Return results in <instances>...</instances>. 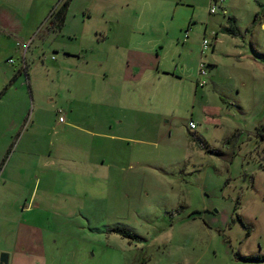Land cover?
I'll list each match as a JSON object with an SVG mask.
<instances>
[{
  "label": "rangeland",
  "instance_id": "374dc122",
  "mask_svg": "<svg viewBox=\"0 0 264 264\" xmlns=\"http://www.w3.org/2000/svg\"><path fill=\"white\" fill-rule=\"evenodd\" d=\"M89 1L93 18L81 42L90 48V73L70 76L76 61H65L58 44L76 49L79 41L61 35L57 47H42L37 36L25 54L30 78L16 83L28 100L26 128L38 114L49 123L68 118L74 95L72 120L88 132L73 131L84 149L74 145L66 165L72 189L57 197L49 264H264V30L254 21L257 0L235 2L243 26L235 40L221 31L228 15L210 14L211 0ZM84 3L76 0L71 15ZM204 39L209 50H202ZM129 48L153 57L146 83L119 76L104 83L95 62L110 51L123 59ZM47 99L62 113L47 110ZM108 121L112 130L104 128ZM23 128L7 139L0 131V148L16 143Z\"/></svg>",
  "mask_w": 264,
  "mask_h": 264
},
{
  "label": "crops",
  "instance_id": "0c3cea01",
  "mask_svg": "<svg viewBox=\"0 0 264 264\" xmlns=\"http://www.w3.org/2000/svg\"><path fill=\"white\" fill-rule=\"evenodd\" d=\"M87 1L90 2L83 0L84 5L80 9L77 8L78 10L74 9L76 12L74 11L72 16L71 12L76 0H71L64 24L58 30L51 22L52 14L63 0H0V93L8 85L0 96V131L7 139L8 133H12V130L15 131L22 125L25 128L17 130L16 143H4L0 148V264L2 254L8 255L7 264H49L50 245L53 243L51 228L52 220L55 218L53 212H56L58 205L57 197L68 195L72 189L71 183H67L65 174L71 173L73 169L70 167L67 170L66 165H70L74 145L80 152L83 151L80 141V144L72 141L73 131L77 130L76 133L82 136L81 133L86 136L88 132L83 127L75 125L72 120L71 115L74 110L71 105L74 102V95L67 110L69 117L64 118L62 123L60 120H54L53 123L46 122L42 114H38L36 118L32 117L26 128L28 100L18 95L17 84L24 76L26 81L30 78L25 54L35 43L37 36L39 40L36 45L42 47L50 44L57 47V39L61 35L63 37L68 35L65 37L79 41L80 43H75L78 46L76 49H68L67 46L70 44L67 41L58 44L65 49L67 58L65 61H76V67L70 71V76L74 70H77L80 76L90 73L86 69L90 68L92 62L84 54V51L90 48L89 45H84L85 42H81L85 37L87 22L93 18L91 10H88V14L86 12L91 4ZM143 1L153 4V1L158 3L162 0ZM236 1L211 0L210 8L215 3L218 10L210 14L223 12L224 15H228L227 20L233 18L239 28L238 35L242 36L243 26L240 24L242 16H238L239 12L234 14V10L238 7ZM257 4L259 7H256L254 21L257 27L260 26L261 30H264V0H257ZM260 12L262 16L258 17ZM106 14L103 12L101 15L104 18ZM249 21L248 19L244 26L247 31L250 28ZM238 24L242 26L241 29ZM226 26L222 27V32ZM205 28L208 29V26L205 25ZM213 31L217 32V30ZM231 36L235 40L237 35ZM216 41L211 46L212 56L217 47L218 41ZM210 45L206 50L210 49ZM115 48L119 51L118 45H114L112 49ZM202 50L205 51L203 45ZM147 51L142 49L131 51L129 48L123 59L119 54L115 55V51H110L106 58L95 62L99 67L104 68L100 78L104 83L115 81L118 76L124 82H130L134 78L137 82L146 83L147 77L152 74V68L155 69L153 57L148 55ZM155 62L157 65V61ZM215 64L216 62L212 60L209 62L210 67ZM28 85L31 87L30 83ZM33 95L32 92V99ZM47 100L49 101L47 110L51 109L56 114L62 113L52 108V99ZM37 107L42 110L41 104H37ZM114 125L108 121L104 128L108 127L112 130ZM96 133L102 137H116L114 133ZM5 157H7L6 161H4ZM11 211L15 214H11Z\"/></svg>",
  "mask_w": 264,
  "mask_h": 264
},
{
  "label": "trees",
  "instance_id": "16d2710c",
  "mask_svg": "<svg viewBox=\"0 0 264 264\" xmlns=\"http://www.w3.org/2000/svg\"><path fill=\"white\" fill-rule=\"evenodd\" d=\"M70 1L71 0H63V3L60 6H58L57 9L52 14L53 17H52L51 22H52L53 26H55L58 30H60L64 24L67 8L70 4ZM223 31L226 32L227 34H230V35H238L239 28L235 24V21L233 18L228 19V26L224 27ZM7 88H8V85L1 91L0 96L3 94V92ZM191 121H193V120H191ZM6 158L7 157H5L4 161H6ZM112 231L115 233H118V234H120L126 238L136 237L130 230L125 229V228H114V229H112Z\"/></svg>",
  "mask_w": 264,
  "mask_h": 264
},
{
  "label": "built area",
  "instance_id": "2783aa9c",
  "mask_svg": "<svg viewBox=\"0 0 264 264\" xmlns=\"http://www.w3.org/2000/svg\"><path fill=\"white\" fill-rule=\"evenodd\" d=\"M221 1H224V0H221ZM217 10H218L217 5H216L215 3L212 4V5H211V8H210V13H216ZM188 34H189V33L187 32V33H186V37H188ZM209 45H210L209 41H208L207 39H204V41H203V49H204V50L208 49V48H209ZM10 61L12 62V60H10ZM199 73H200V75H202V76L206 75V73H207V68H206V63H205V61H201V62H200ZM199 84H200L201 86H203L205 83H204V81H203V82H200ZM59 120H60L61 122H63V121H64V117L61 116V117L59 118ZM189 126H190L191 128H194V127H195V123H194L193 121H190Z\"/></svg>",
  "mask_w": 264,
  "mask_h": 264
},
{
  "label": "water",
  "instance_id": "95a60500",
  "mask_svg": "<svg viewBox=\"0 0 264 264\" xmlns=\"http://www.w3.org/2000/svg\"><path fill=\"white\" fill-rule=\"evenodd\" d=\"M8 255L7 254H2L1 256V264H7L8 262Z\"/></svg>",
  "mask_w": 264,
  "mask_h": 264
}]
</instances>
